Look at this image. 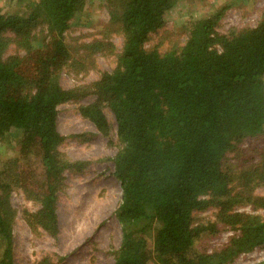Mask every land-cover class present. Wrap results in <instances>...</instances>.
I'll return each instance as SVG.
<instances>
[{
	"label": "trees",
	"instance_id": "obj_1",
	"mask_svg": "<svg viewBox=\"0 0 264 264\" xmlns=\"http://www.w3.org/2000/svg\"><path fill=\"white\" fill-rule=\"evenodd\" d=\"M101 1V36L75 48L87 52L76 58L65 32L89 0H0V264H14L12 191L34 206L22 211L31 229L57 234L64 173L86 164L59 151L58 107L88 96L81 117L105 137V109L115 121L113 264H233L264 251V195L255 193L264 186V6L253 24L222 29L224 5L191 20L183 43L165 33L160 51L146 43L180 0ZM96 53L111 56L109 71L61 86L64 69L84 72ZM247 138L257 141L244 147ZM7 146L12 155L2 154ZM206 209L214 220L197 221ZM222 232L220 247L194 248Z\"/></svg>",
	"mask_w": 264,
	"mask_h": 264
},
{
	"label": "rangeland",
	"instance_id": "obj_2",
	"mask_svg": "<svg viewBox=\"0 0 264 264\" xmlns=\"http://www.w3.org/2000/svg\"><path fill=\"white\" fill-rule=\"evenodd\" d=\"M224 5L229 8L220 21L221 28H239L255 22L259 15L257 9L264 6V0H180L166 14L164 26L151 34L146 47L157 44L160 51H164L168 45V41L163 39L165 33H172L171 39L178 35L177 41L183 43L186 26L191 20L210 14ZM106 21L107 13L101 0H89L85 11L70 21L65 40L76 58L87 56V52L81 55L82 50L78 55L75 48L99 38L100 27ZM109 37L117 47L121 44L120 36L112 34ZM91 59L84 72L64 69L60 75L61 86L68 89L86 85L96 79L100 72L112 68V58L107 54L96 53ZM91 100L92 96H88L58 107L57 130L64 136L59 151L72 160H81L86 164L82 170L64 173L62 185L57 191V234L51 236L40 228L31 229L22 211H33L34 206L19 190L11 193V204L16 210L12 233L14 264H113L112 251L120 242V227L114 210L121 194L119 183L113 176V164L108 159L116 149L115 121L112 113L105 109L111 130L108 137L101 135L77 111L79 103ZM260 138L264 141L263 135ZM255 141L256 138H247L242 146H250ZM2 154L12 155L9 146ZM255 193L264 195V186L257 188ZM239 210L249 211L248 207ZM195 217L197 221L214 220V210L206 209ZM228 236V232L215 237L204 236L195 242L194 248L210 251L224 244ZM1 250L0 244V253ZM263 259L264 251L255 249L239 255L233 264H253Z\"/></svg>",
	"mask_w": 264,
	"mask_h": 264
}]
</instances>
